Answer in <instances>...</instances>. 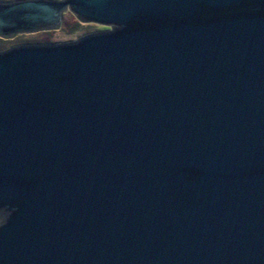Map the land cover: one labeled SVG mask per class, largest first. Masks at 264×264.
<instances>
[{
	"label": "water",
	"instance_id": "1",
	"mask_svg": "<svg viewBox=\"0 0 264 264\" xmlns=\"http://www.w3.org/2000/svg\"><path fill=\"white\" fill-rule=\"evenodd\" d=\"M0 264H264V0H0Z\"/></svg>",
	"mask_w": 264,
	"mask_h": 264
},
{
	"label": "rangeland",
	"instance_id": "2",
	"mask_svg": "<svg viewBox=\"0 0 264 264\" xmlns=\"http://www.w3.org/2000/svg\"><path fill=\"white\" fill-rule=\"evenodd\" d=\"M64 26V28H62ZM110 26H103L92 22L80 21L71 11L63 13V25L54 30H43L35 33L18 34L12 38H0V50L7 49L19 44H39L69 42L95 31L109 29Z\"/></svg>",
	"mask_w": 264,
	"mask_h": 264
},
{
	"label": "trees",
	"instance_id": "3",
	"mask_svg": "<svg viewBox=\"0 0 264 264\" xmlns=\"http://www.w3.org/2000/svg\"><path fill=\"white\" fill-rule=\"evenodd\" d=\"M62 28H64V26L62 27ZM65 29V28H64ZM66 30V29H65Z\"/></svg>",
	"mask_w": 264,
	"mask_h": 264
}]
</instances>
